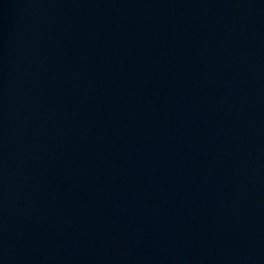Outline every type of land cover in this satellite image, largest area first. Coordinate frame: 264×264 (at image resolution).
<instances>
[{"label":"water","instance_id":"95a60500","mask_svg":"<svg viewBox=\"0 0 264 264\" xmlns=\"http://www.w3.org/2000/svg\"><path fill=\"white\" fill-rule=\"evenodd\" d=\"M0 264H264V0H0Z\"/></svg>","mask_w":264,"mask_h":264}]
</instances>
